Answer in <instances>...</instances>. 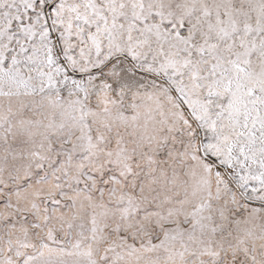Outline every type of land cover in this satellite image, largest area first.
I'll return each instance as SVG.
<instances>
[{
  "label": "snow or ice",
  "instance_id": "6c2138e0",
  "mask_svg": "<svg viewBox=\"0 0 264 264\" xmlns=\"http://www.w3.org/2000/svg\"><path fill=\"white\" fill-rule=\"evenodd\" d=\"M0 264H264V0H0Z\"/></svg>",
  "mask_w": 264,
  "mask_h": 264
}]
</instances>
